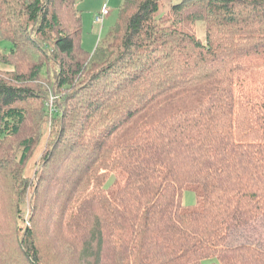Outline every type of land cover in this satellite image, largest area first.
<instances>
[{
    "label": "trees",
    "instance_id": "16d2710c",
    "mask_svg": "<svg viewBox=\"0 0 264 264\" xmlns=\"http://www.w3.org/2000/svg\"><path fill=\"white\" fill-rule=\"evenodd\" d=\"M80 1L0 0L11 43L0 63L16 68L0 75V144L20 133L30 99L53 120L33 187L12 178L0 264H59L46 235L67 264H264V249L231 243L264 222V0H125L92 53ZM48 71L60 94L49 109L31 85ZM38 134L21 142L19 168Z\"/></svg>",
    "mask_w": 264,
    "mask_h": 264
},
{
    "label": "rangeland",
    "instance_id": "374dc122",
    "mask_svg": "<svg viewBox=\"0 0 264 264\" xmlns=\"http://www.w3.org/2000/svg\"><path fill=\"white\" fill-rule=\"evenodd\" d=\"M125 0H111L109 8L111 9L110 15L107 17L106 20L110 19L106 22V24L101 26V28L105 31L103 33L102 41L106 39L110 29L115 26L119 20V14H120V8ZM167 2H170L171 4H177L182 2V0H167ZM115 13V14H114ZM115 16V17H114ZM67 20V17L65 18V21ZM113 20V22H112ZM112 22L108 25L109 22ZM87 26V27H86ZM85 26V35L86 33H89V27L88 24ZM92 31V30H91ZM196 35H198L201 39L206 38V32H207V26L205 22H199L192 30ZM84 35V36H85ZM100 37V38H101ZM0 49L3 52H9L11 50V43L7 40L0 41ZM28 57H22L20 60L23 61L26 59L27 61ZM15 66L12 63H0V75L2 77L9 76L10 73L15 71ZM54 83V74L48 71V73H44V76L41 77L38 81L35 83H32L31 85L36 89L37 91L42 89L46 91L48 100L45 101L46 108H52L53 103L56 101V97H60V94L57 93L53 86ZM53 88V89H52ZM42 100H35L30 99L25 104H20L19 106L24 108L27 111V120L25 124L21 127L20 133L15 136L8 139H5L1 142L0 146L2 147L1 153H0V160L6 161L9 165L13 167L11 171H7V168H5V173H3L0 178V193L5 195V199L0 198V218L3 216L4 213L7 212V210L14 205L15 201L18 200L17 195L15 194V189L12 185V178L16 176L24 177L30 182V187H33V182L37 179V172L40 170V168L43 165V157L45 155V151L47 149L48 141H49V135H50V125L53 124V120L51 118V115L48 117L47 125L45 126L43 121L40 119V115L42 112ZM48 106V107H47ZM38 132H41V137L39 142L34 147L32 154L30 155L27 163L23 168H19L18 166V159L20 157L21 152V142L32 135L39 136ZM63 147V146H62ZM114 179V177H113ZM113 179L111 181H113ZM27 190L25 194V202L26 205L24 207L25 216L24 220L27 226H30V217L32 214V194L33 191L31 188ZM183 203L184 205L188 207H194L199 208L198 205V199L194 192L192 191H186L183 195ZM236 237V238H235ZM237 242H243L247 244H255L257 247H260L264 249V222H256L250 226H248L245 229H242L240 231H236L234 234H232V244H238ZM46 245H44V248H47V256L49 257V261L55 260V258L58 260L59 264H67V260H63L62 256H59L54 248V242L50 239V235H46V239L44 241ZM67 245V244H66ZM65 251H68L65 249ZM50 254V255H49ZM14 256V255H11ZM15 257V256H14ZM67 258V257H66ZM7 264V263H5Z\"/></svg>",
    "mask_w": 264,
    "mask_h": 264
},
{
    "label": "crops",
    "instance_id": "0c3cea01",
    "mask_svg": "<svg viewBox=\"0 0 264 264\" xmlns=\"http://www.w3.org/2000/svg\"><path fill=\"white\" fill-rule=\"evenodd\" d=\"M110 2H111V0H81L77 5V10L81 14L82 23H83V34H82L81 44H82L83 48L86 49L90 53L94 52L96 47L102 41V37H103L102 35L105 31V29L103 30L102 28L106 24L107 21L111 20V18L108 20H106L107 19L106 18L104 23H103L104 25L103 24L100 25V24L96 23L95 16L97 13H99V11L102 9V7L106 3L109 6ZM112 22H113V20H112ZM112 22L110 21L108 23V25L111 24ZM87 24H88L90 31H89V33H86V35H85L84 29H85V26ZM101 26H102V28H101Z\"/></svg>",
    "mask_w": 264,
    "mask_h": 264
},
{
    "label": "built area",
    "instance_id": "2783aa9c",
    "mask_svg": "<svg viewBox=\"0 0 264 264\" xmlns=\"http://www.w3.org/2000/svg\"><path fill=\"white\" fill-rule=\"evenodd\" d=\"M111 10L108 6V4L106 3L102 9L99 11V13L96 14L95 16V21L97 24L102 25L105 21V19L110 15Z\"/></svg>",
    "mask_w": 264,
    "mask_h": 264
}]
</instances>
